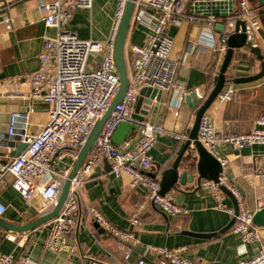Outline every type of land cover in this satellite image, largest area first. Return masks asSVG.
I'll list each match as a JSON object with an SVG mask.
<instances>
[{"label": "crops", "instance_id": "obj_1", "mask_svg": "<svg viewBox=\"0 0 264 264\" xmlns=\"http://www.w3.org/2000/svg\"><path fill=\"white\" fill-rule=\"evenodd\" d=\"M51 1L0 0V134L7 133L13 111L22 114L20 120L27 121L28 130L32 133L40 132L48 121L49 104L30 97V82L23 80L19 84H12L9 80L15 75L39 68V54L45 36L56 33L46 27L41 10V6ZM200 1L189 0L180 22L170 26L168 30V34L174 39L171 57L180 61L176 76L177 87L171 92L164 91L160 101L154 100L146 115V119L171 132L160 134L151 150L152 165L148 173L160 180L162 173L171 167L187 140H178L173 133L185 134L189 138L197 111V107L192 105L194 99L187 100L189 95L195 93L201 104L218 79L223 56L210 46L208 35L220 38L224 31L234 30H229L228 22L209 26V17L199 9ZM118 4L119 0H93L90 9H76L66 27L76 30L82 39L103 41L110 34ZM236 8L237 4L234 3V10ZM135 11L137 7L134 8V13ZM8 17L11 27L6 21ZM222 25L226 29H222ZM148 27L146 22H135L132 17L126 47L142 44L149 32ZM253 41L264 55V22ZM90 60L98 65L100 57L92 56ZM260 70L261 61L244 47L235 50L228 74L238 78L256 74ZM234 84L237 98L231 102L215 100L206 113L213 118L219 131L249 132L254 128L256 119L264 115V77L253 82ZM178 86L186 95L178 107L179 114L176 115L177 108L172 104V99L179 93ZM16 92L25 94L26 98L10 96ZM19 145L20 142L13 139L0 140V201L6 206L0 219L20 226L39 219L55 204L47 206L40 195L24 198L13 187L12 176L5 173V166L20 153ZM222 151L229 157L228 175L231 176L232 184L239 189L246 207L252 212L264 207V176L257 175L260 170L264 172V145L257 144L241 150L226 146ZM197 161V152H186L184 165L193 163L190 174L195 178L180 186L186 192L179 204L187 210L185 214L177 217L167 215L146 198L144 188L131 185L130 177L111 176L103 161L98 166L99 176L91 177L80 192L77 223L70 238L76 251L70 253L48 250L45 238L50 228L48 225H41L21 233L0 227V252H13L17 257H27L37 264H87L91 258L105 264H136L148 246L185 247L182 256L201 264H240V260L253 258L264 243V227L260 228L261 240L248 244L247 252L239 255L241 236L233 232L232 228L221 232L232 216L215 207V197L207 189L198 188V174L195 170ZM74 164L75 161L66 156L61 161H55L54 169L69 174ZM181 172L182 170L180 174ZM177 194L175 191V197ZM225 201L234 206L227 194ZM93 206L100 209L115 227L132 231L138 237L140 244L132 249L129 258L125 257V251L120 248L118 239L112 233L106 230L100 232L101 227L93 220L89 211ZM137 212L139 223L132 225L130 218ZM197 234L215 235L202 237ZM147 259L151 264H162L160 256L156 254H147Z\"/></svg>", "mask_w": 264, "mask_h": 264}, {"label": "built area", "instance_id": "obj_2", "mask_svg": "<svg viewBox=\"0 0 264 264\" xmlns=\"http://www.w3.org/2000/svg\"><path fill=\"white\" fill-rule=\"evenodd\" d=\"M128 0H119L113 25L108 37L103 41L82 39L74 29L66 27L78 8L90 9L93 0H52L41 6L43 20L54 35H46L39 54L40 66L33 72L18 74L10 78L9 83L19 84L27 80L31 84L30 97L49 104V118L40 132L28 130L27 121H21L22 114L11 113L9 128L1 139H13L25 143V148L11 158L5 166V173L12 176L13 187L27 199L40 195L47 206L56 204L68 177L67 172H57L55 161L66 156L77 160L81 148L86 144L92 129L105 114L120 89V76L115 62V41L117 32ZM189 0H137L133 19L138 23H147L149 32L142 44H131L128 50V88L120 102L104 123L93 147L77 173L71 179L68 197L45 238V247L53 252L76 251L70 241L74 234L77 214L80 206V192L91 178L96 168L106 159L115 176L127 175L133 187L146 190V198L171 217L187 213V210L176 202L175 191L161 192V181L151 176L148 171L152 165L151 150L157 143L160 134H170L162 125L148 119H137L133 116L137 100L143 88H155L171 92L177 87L176 76L180 61L171 57L174 39L168 34L170 26L178 24L184 15ZM230 1V0H211ZM234 3L235 0H233ZM238 10L228 12L227 16H210L208 24L214 27L217 23L232 20L245 21V33L249 40L263 27L260 7L250 0H239ZM191 19H194L191 17ZM11 27V20L6 19ZM241 31V30H240ZM230 32L224 31L220 38L208 35V43L225 56L228 50ZM191 46V45H190ZM100 57L98 65L90 57ZM173 96L172 104L177 108L185 100V91ZM236 86L227 81L217 95L219 102H231L237 98ZM26 98L25 94L16 92L10 96ZM121 123L133 125L131 133L117 144L114 133ZM181 141L188 139L185 134L173 133ZM198 140L206 150L220 162L222 172L219 181L201 179V187L207 189L216 200L215 207L235 217L232 231L241 236L238 254L247 252L248 244L261 240V229L254 224L255 212L244 204L239 189L232 184L228 175L229 157L223 153L226 146L235 150L264 145V115L255 121L249 132L230 133L216 129L213 118L204 113L199 128ZM191 154L197 152L192 140L189 144ZM264 176L263 171L257 173ZM226 187L236 198V208L226 203ZM6 206L0 201V216ZM90 214L97 225L112 233L119 241V246L129 258L132 249L140 244L132 232L115 227L97 207H90ZM132 225L139 223V213L131 218ZM185 247L148 246L144 255L136 264H151L147 254L160 256L162 264H201L182 256ZM0 264H37L27 257H17L13 252H0ZM87 264H105L91 258ZM240 264H264V243L257 254L249 260H240Z\"/></svg>", "mask_w": 264, "mask_h": 264}, {"label": "water", "instance_id": "obj_3", "mask_svg": "<svg viewBox=\"0 0 264 264\" xmlns=\"http://www.w3.org/2000/svg\"><path fill=\"white\" fill-rule=\"evenodd\" d=\"M137 0H128L125 6L124 14L117 32L116 41H115V62L118 70V74L120 76V89L111 102L109 108L105 112V114L98 120L92 132L86 142V144L81 148L78 158L75 161V164L70 171L67 179L65 180L62 188V192L57 199L55 206L47 213L42 215L39 219L34 220L26 225H14L8 222H5L0 219V227L4 228L7 231L12 232H26L29 230H34L35 228L41 225H48L50 228L52 226V220L58 216L60 210L62 209L69 191L71 187V179L77 173L78 169L81 167L85 159L90 154L92 147L107 119L110 117L112 111L114 110L116 104L120 102L124 96L128 88V66L126 61V41L128 36V31L130 28V24L132 22V17L134 13V8ZM252 2L257 1L260 7V17L264 22V0H250ZM199 9L204 11V14L208 17L210 16H227L228 12L233 11L234 9V1H211V0H201L198 4ZM222 29H226L224 25H222ZM241 30V31H240ZM228 50L223 58V62L220 68V72L218 75V79L210 91L206 99L200 104L197 95L190 94L187 100L194 99L193 106L197 107V111L195 114V119L192 125V128L189 133V138L186 140L183 148L178 154L177 158L169 167L162 173L161 177V192L164 193L169 190H174L178 194L176 196V202L178 204L182 203L183 195L186 193L185 190L180 188V186L186 185L187 182L193 181L195 176L190 174L191 167L193 163L189 162L184 165V160L186 158V152L189 150V144L193 140L196 144L198 161L195 165V170L198 174L196 180L198 184V188L201 187V179H212L216 182L219 181V176L222 172V166L217 158L213 157L206 148L201 144L198 140L200 122L203 114L207 111V109L211 106V104L215 101L217 95L222 91L225 84L227 83V73L229 66L232 62L233 55L236 49H241L244 47H248L252 53H254L257 58L261 61V70L256 74L244 77H238L233 80L234 83H247L259 80L264 77V55L262 54V50L259 46L253 45L252 40L248 39L247 34L245 33V21L236 20L235 27L233 32H230L228 37ZM163 91L157 90L155 88H143L140 92V98H138L135 111L133 116L137 119L143 120L146 118L150 107L154 100L160 101L162 98ZM133 129V125L129 123H121L116 129L113 140L117 144H121L122 141L131 133ZM25 143H20L18 147V152H21L25 148ZM106 171L115 175L111 172L112 167L110 163L105 159ZM194 168V167H193ZM180 170H182L180 174ZM100 168L97 167L95 172L91 175V177L99 176ZM231 179V176H229ZM224 192L231 198L233 204L236 208V213H238V203L233 194L224 186H222ZM236 219L233 217L229 224L223 228L221 232H225L228 229L232 228ZM254 224L257 227H264V207L258 209L253 217ZM103 228H100V232H104ZM193 235V234H192ZM202 237H212L215 234H197Z\"/></svg>", "mask_w": 264, "mask_h": 264}, {"label": "trees", "instance_id": "obj_4", "mask_svg": "<svg viewBox=\"0 0 264 264\" xmlns=\"http://www.w3.org/2000/svg\"><path fill=\"white\" fill-rule=\"evenodd\" d=\"M235 2H236V4L238 5V2H239V0H235ZM252 2V1H251ZM253 4L255 3V5H259V3L257 2V1H255V2H252ZM238 10V6H237V9L235 10V11H237ZM246 49H248V50H250L248 47H246ZM254 54V53H253ZM256 56V55H255ZM256 58H257V56H256ZM228 71H229V69H228ZM227 81H233L234 79H235V75H232V74H228L227 73ZM210 93V92H209ZM208 96V95H207ZM207 96H205L204 97V99H206V97Z\"/></svg>", "mask_w": 264, "mask_h": 264}, {"label": "rangeland", "instance_id": "obj_5", "mask_svg": "<svg viewBox=\"0 0 264 264\" xmlns=\"http://www.w3.org/2000/svg\"><path fill=\"white\" fill-rule=\"evenodd\" d=\"M234 27H235V20H232L229 22L228 28H229V30H233ZM125 55H126V60H127V58H128V50L127 49L125 50Z\"/></svg>", "mask_w": 264, "mask_h": 264}, {"label": "bare ground", "instance_id": "obj_6", "mask_svg": "<svg viewBox=\"0 0 264 264\" xmlns=\"http://www.w3.org/2000/svg\"><path fill=\"white\" fill-rule=\"evenodd\" d=\"M208 18V17H207Z\"/></svg>", "mask_w": 264, "mask_h": 264}]
</instances>
